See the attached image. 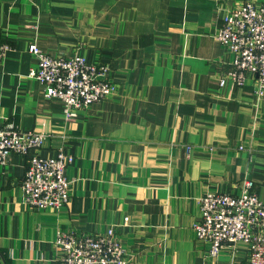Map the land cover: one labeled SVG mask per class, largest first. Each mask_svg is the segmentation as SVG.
Masks as SVG:
<instances>
[{
  "label": "crops",
  "instance_id": "1",
  "mask_svg": "<svg viewBox=\"0 0 264 264\" xmlns=\"http://www.w3.org/2000/svg\"><path fill=\"white\" fill-rule=\"evenodd\" d=\"M245 0H0L1 124L50 135L38 153L73 156L61 209L23 202L28 157L0 168V264H62L59 230L118 228L132 264H251L245 242L217 257L197 238L200 199L239 193L264 201V93L219 86L229 60L214 35ZM257 4L263 0H252ZM37 45L52 56L108 64L119 90L66 120L29 77Z\"/></svg>",
  "mask_w": 264,
  "mask_h": 264
},
{
  "label": "built area",
  "instance_id": "2",
  "mask_svg": "<svg viewBox=\"0 0 264 264\" xmlns=\"http://www.w3.org/2000/svg\"><path fill=\"white\" fill-rule=\"evenodd\" d=\"M228 51L219 86L242 87L248 81L256 94L264 93V0L260 4L245 0L221 21L215 35ZM12 47L0 44V61ZM36 59L29 77L39 81L47 98L60 99L66 120L78 112L107 100L119 90L108 64H91L81 56H52L33 44L28 48ZM50 137L47 133L22 131L1 124L0 168L7 156L18 153L28 157L21 179L23 202L30 207L61 209L71 197L70 181L65 176L73 156L60 149L54 157H43L38 150ZM200 222L194 227L197 238L210 245V256L217 257L226 245L245 242L251 264H264V201L256 183L241 180L239 193H208L200 199ZM118 228L103 234H85L59 230L56 245L62 264H132L121 244Z\"/></svg>",
  "mask_w": 264,
  "mask_h": 264
}]
</instances>
